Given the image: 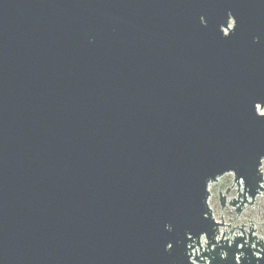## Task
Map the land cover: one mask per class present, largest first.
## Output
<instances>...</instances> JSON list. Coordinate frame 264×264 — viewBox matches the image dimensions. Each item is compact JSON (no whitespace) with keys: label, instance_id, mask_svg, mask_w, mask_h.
<instances>
[{"label":"water","instance_id":"1","mask_svg":"<svg viewBox=\"0 0 264 264\" xmlns=\"http://www.w3.org/2000/svg\"><path fill=\"white\" fill-rule=\"evenodd\" d=\"M263 161L264 0H0V264H264Z\"/></svg>","mask_w":264,"mask_h":264},{"label":"rangeland","instance_id":"2","mask_svg":"<svg viewBox=\"0 0 264 264\" xmlns=\"http://www.w3.org/2000/svg\"><path fill=\"white\" fill-rule=\"evenodd\" d=\"M261 170L264 177V161L262 162ZM227 188H230L227 198L230 199L235 197L237 186L233 183V176L230 173L219 177L217 182L209 185L210 196L208 204L215 220L219 223H223V226L220 227V232L226 231L228 234L225 237H231V234H229L230 229H233V234H236L238 232L237 227H241L242 223L245 225L243 226V229L245 230L246 235L251 226L256 229L253 235L264 240V225H262L264 224V193L257 196L252 205H246L240 214H236L233 209L228 207L222 208L219 204V193L224 194ZM221 216L223 222L221 221ZM229 224L230 226L228 227L227 225ZM251 224H253V226ZM231 226L235 228H232Z\"/></svg>","mask_w":264,"mask_h":264},{"label":"snow or ice","instance_id":"3","mask_svg":"<svg viewBox=\"0 0 264 264\" xmlns=\"http://www.w3.org/2000/svg\"><path fill=\"white\" fill-rule=\"evenodd\" d=\"M169 247H171V245H169Z\"/></svg>","mask_w":264,"mask_h":264},{"label":"built area","instance_id":"4","mask_svg":"<svg viewBox=\"0 0 264 264\" xmlns=\"http://www.w3.org/2000/svg\"><path fill=\"white\" fill-rule=\"evenodd\" d=\"M261 169H262V167H261Z\"/></svg>","mask_w":264,"mask_h":264}]
</instances>
